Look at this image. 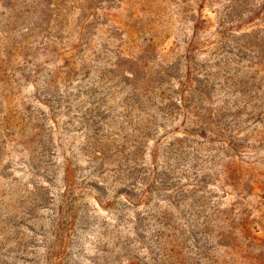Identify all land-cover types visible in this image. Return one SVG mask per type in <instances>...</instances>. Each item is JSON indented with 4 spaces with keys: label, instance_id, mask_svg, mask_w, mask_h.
Here are the masks:
<instances>
[{
    "label": "rangeland",
    "instance_id": "374dc122",
    "mask_svg": "<svg viewBox=\"0 0 264 264\" xmlns=\"http://www.w3.org/2000/svg\"><path fill=\"white\" fill-rule=\"evenodd\" d=\"M83 1H45L47 12L40 17L21 14L16 6L15 14L21 19L12 21L9 28L0 26V40L5 32L10 41L5 50V46L0 48V264H172L168 246L147 249V245L136 242L127 244L126 239H134L130 221L134 214L146 220V240L151 232L162 228L147 220L152 212L156 215L165 211L171 214L172 226L187 227L185 219L190 217L182 210H188L183 206L192 204L191 199L174 208L165 200L174 195L173 189L157 192L158 187H149L150 183L141 204L130 210L123 207V197L110 199L124 183L117 174L120 177L124 170L126 151L123 133L111 124L113 112L106 114V110L124 94L112 89V103L107 101L105 106L84 104L87 99L80 96V102L59 105L47 104L46 99L65 93L77 99V86L95 79L96 66L110 68L116 54L135 59L147 71L176 63L183 55L189 56L193 65L234 61L238 47L233 42L241 34L264 28V13L247 14L252 10V0ZM6 4V0H0V22L9 16L1 7ZM50 4L54 7L48 8ZM230 51L234 54H227ZM242 51L248 60L250 54ZM106 58L109 63L104 65ZM183 64L182 60V68ZM241 65L248 64L243 61ZM210 70L215 72L214 68ZM214 102L216 107L221 105L219 100ZM93 109L110 115L104 123L112 129L99 126L104 134H112L108 142L115 140L104 150L100 178L89 158L94 157V151L82 150L86 138L81 118ZM158 124L165 122L160 120ZM187 124L174 121L164 127L165 131L159 130V140L145 144L140 159L146 164L142 172L156 176L165 171L162 155L171 148L169 145L180 150L176 155L183 160L169 176L182 180L188 196L195 189L192 180L202 175L205 153L203 146L192 144L193 140L201 144L198 138L176 144V139H184L182 132ZM122 128L125 131L124 123ZM115 133L119 136H113ZM237 136L243 141L241 158L225 161L226 177L230 179L196 188L195 196L197 199L209 193L206 196L226 212L220 215L215 233H230V244L211 252L212 264H264V123L243 125ZM42 151L46 154L43 161L49 163L47 174L30 167L38 164ZM150 151L156 154L153 167L149 165ZM94 181L107 189V196L87 186ZM42 195L47 203L37 207L39 201L35 200ZM71 203L78 210L72 217L67 210ZM226 222L234 225L230 228ZM163 253L166 256L162 257Z\"/></svg>",
    "mask_w": 264,
    "mask_h": 264
},
{
    "label": "trees",
    "instance_id": "16d2710c",
    "mask_svg": "<svg viewBox=\"0 0 264 264\" xmlns=\"http://www.w3.org/2000/svg\"><path fill=\"white\" fill-rule=\"evenodd\" d=\"M6 1V6L1 5V7L8 11L9 16L4 22H0V26H3V28H9L12 21L21 19L18 14H15L17 11L16 6L20 7L17 12L21 14L40 17L47 12L43 2L52 0ZM94 1L97 0H84L83 3L87 4ZM85 4L83 5L85 6ZM50 7H54V5L50 4L48 8ZM250 7L252 10H248L247 14L259 15L264 13V0H252ZM1 35L3 40H0V48L5 46L3 47L5 50L10 41L7 33L3 32ZM233 44L238 47V54L233 53L234 49L232 52H227V54H234L235 62L226 60L222 63L220 61L219 64L213 66H209V62L193 65L189 56L183 55L176 63L158 65L155 69L147 71L143 70L135 59L123 58L120 54H116L114 63L110 64V68L96 66L93 69L96 75L95 79L87 84L77 86L79 89L77 99H70V96H67L66 93L65 95L46 99L47 104L53 102L59 105L61 102H80V96L87 99L83 102L84 104L105 106L104 103L107 101L112 103V97L115 93L110 92L112 89L117 88L120 90L119 93L124 94L121 100L112 103L115 106L106 110V114L113 112L111 124L116 126L117 132L123 133L121 138L124 140L126 151L124 170H121L120 177L117 174V179L124 183L113 192L110 199L123 197V207L130 210V208L141 204L145 193H148L145 189L149 183V187H158L156 188L157 192H169L173 189L174 195L168 196L165 200L174 208L182 207L184 201L191 199L192 204L183 206V209L188 210H182L190 217L185 219L188 222L187 227L186 224L180 225L181 227L172 226L171 214L165 211L156 215L152 212L147 220L158 224V227L161 226L162 228L158 229L156 227L157 230L151 232V238L147 241L143 236L146 227H149V225L145 226L146 220L140 215L134 214L132 221H130L133 226L134 239H132V242L126 239L127 244L136 242L147 245V249L148 247L150 249H162L164 246H168L170 247L169 257L174 259L172 264H212L211 252L215 248L226 247L230 244V233L223 231L215 233L217 223L221 221L219 219L220 215L224 216L226 212L222 211L218 203L213 202L209 195L206 196L209 193H205V196L196 199L195 189H201L205 185L208 186L210 182L220 184L221 180L224 181L227 178L225 161L231 158H241V151L239 150L243 147L240 144L243 141L238 138L237 132L243 129V125L264 123V28H257L239 35ZM242 50L248 51L250 54L248 60H246V55ZM182 60L184 63L183 68L181 67ZM243 61H246L248 65L242 66ZM104 63V65L109 63L108 58L105 59ZM233 66L235 68H232ZM238 66L242 68V73ZM211 68H214L215 72H212ZM121 71L123 74H119ZM238 74L241 76H237ZM118 78H121V81H116ZM220 81L221 83H219ZM44 83L48 84V81L45 80ZM214 100H219L221 105L216 107ZM47 104L45 103V105ZM114 108H120L121 112L116 113L113 111ZM104 115L105 113H101L99 110L96 112L93 109L81 118L84 121L81 124H85L82 127H84V138H86L82 150L85 152H87L86 150L94 151V157L89 158L92 160V164L95 165L93 169L97 171L98 178L102 175L101 170L104 167L106 158L104 150H107L108 143L115 142V140L108 142L107 138H112V134H104L103 127L99 126L105 125L108 130L112 129L104 123L110 118V115ZM118 119H124L125 131L122 128L123 123L121 121L117 122ZM160 120L165 124H158ZM174 121H180L182 125L188 123L182 132L184 139H176V144L188 141L187 138H198L201 139L202 143L193 140L192 144L197 147L203 146L202 151L205 153L202 158V175L200 178L195 177L192 180L195 182L192 184V188L195 189L189 192L190 195L188 196L186 195L187 191L184 189L185 185H181L182 180L169 176L177 170L175 166L178 165V162L183 160V158L177 157L176 152L180 154L181 151L178 149L175 151L172 148L173 145H169L171 148L166 154L162 155L163 165L161 166L165 168H161H164L165 171L152 176L151 172L148 174L146 171L144 173L141 170L146 166L140 159L145 144L150 141L157 142L159 140H156L157 132L159 130L165 131L164 127ZM168 129H171V125ZM113 136L118 137L119 135L115 133ZM163 137H166V135H163ZM101 140H104V142ZM199 148L201 149V147ZM95 149H98V151ZM196 152L198 153L197 150ZM44 153L42 151L40 154L37 165L31 164L30 167L34 172L47 174L46 166L49 163L43 161L46 156ZM149 158V165L153 167L156 158L154 151H150ZM196 160L200 159L196 157ZM172 163H175V165H172ZM34 176L45 179L42 175L35 174ZM227 179H230V176ZM63 181L66 183L67 179L64 178ZM65 186L67 185L65 184ZM87 186L95 192L107 196V189L101 183L97 181L88 182ZM216 187L214 186V188ZM197 192L202 193L200 190H197ZM64 195L61 197L64 198ZM37 201H39L37 207H43L47 203L43 195L35 200V202ZM61 204H63L62 201ZM67 210L70 212L71 217L78 212L75 203L68 205ZM181 219H184V217ZM200 219L201 222H199ZM226 224L230 228L234 225L232 222H226ZM164 256L166 255L163 253L162 257ZM3 257L12 259L10 256Z\"/></svg>",
    "mask_w": 264,
    "mask_h": 264
}]
</instances>
